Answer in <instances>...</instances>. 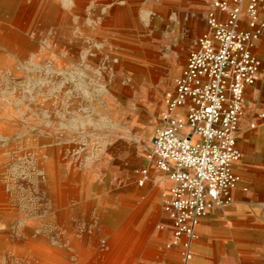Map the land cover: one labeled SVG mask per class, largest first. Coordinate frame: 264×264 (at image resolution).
<instances>
[{
  "label": "rangeland",
  "instance_id": "374dc122",
  "mask_svg": "<svg viewBox=\"0 0 264 264\" xmlns=\"http://www.w3.org/2000/svg\"><path fill=\"white\" fill-rule=\"evenodd\" d=\"M120 1L0 0V264H264V179L202 220L187 261L150 159L215 1ZM261 85L263 65L245 107Z\"/></svg>",
  "mask_w": 264,
  "mask_h": 264
},
{
  "label": "built area",
  "instance_id": "2783aa9c",
  "mask_svg": "<svg viewBox=\"0 0 264 264\" xmlns=\"http://www.w3.org/2000/svg\"><path fill=\"white\" fill-rule=\"evenodd\" d=\"M262 9L264 0L213 3L208 30L167 100V125L153 139L150 159L173 183L164 203L172 222L171 245L181 247L187 261L202 220L235 203V191H249L234 166L242 157L237 133L245 92L261 76L262 60L253 50L264 33ZM244 14L248 29L241 27ZM259 118L264 126V113ZM147 174L142 171L140 185Z\"/></svg>",
  "mask_w": 264,
  "mask_h": 264
},
{
  "label": "crops",
  "instance_id": "0c3cea01",
  "mask_svg": "<svg viewBox=\"0 0 264 264\" xmlns=\"http://www.w3.org/2000/svg\"><path fill=\"white\" fill-rule=\"evenodd\" d=\"M216 0H199L201 4L204 3H211ZM124 4H134L138 3L139 0H123L120 1ZM222 17V15H220ZM261 18L264 20V10H261ZM241 27L243 29H248L247 25V15L244 14L242 17V25ZM254 53L262 57V65L264 66V33L262 34L261 38L257 41L256 47L254 48ZM246 102L247 105L245 107V116L246 119L243 120L241 124V129L239 126L240 138L238 140L240 147L245 151V159L242 163V165H238V163L235 164L234 169L235 171L240 174L243 179H245L246 183H254L258 179L263 180L264 179V155L262 157L251 154L252 148L255 147L256 139L259 136V132H255L254 129L256 128L255 125H258V127H261V119L259 118V112L261 110H264V85H261L260 87L249 90L246 95ZM242 119V118H241ZM241 122V121H240ZM262 142V141H261ZM234 198L235 202H243L246 201L247 198L242 193V191L237 190L234 192ZM126 239V238H125ZM118 244V248L116 250V253L114 256L110 254V261L115 259L117 260V254H119L120 250L122 249V245L124 242V233L121 231L120 236L118 240H114L112 242V248L114 246V243ZM78 243V242H77ZM113 251V250H112ZM115 252V251H114ZM223 255V254H222ZM202 258L206 261L211 260V257L208 253H204L202 255ZM219 257V254L216 256V260Z\"/></svg>",
  "mask_w": 264,
  "mask_h": 264
},
{
  "label": "bare ground",
  "instance_id": "6f19581e",
  "mask_svg": "<svg viewBox=\"0 0 264 264\" xmlns=\"http://www.w3.org/2000/svg\"><path fill=\"white\" fill-rule=\"evenodd\" d=\"M39 260V259H38Z\"/></svg>",
  "mask_w": 264,
  "mask_h": 264
}]
</instances>
